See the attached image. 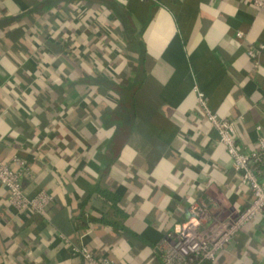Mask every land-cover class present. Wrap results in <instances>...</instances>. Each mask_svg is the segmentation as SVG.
<instances>
[{
	"label": "crops",
	"instance_id": "0c3cea01",
	"mask_svg": "<svg viewBox=\"0 0 264 264\" xmlns=\"http://www.w3.org/2000/svg\"><path fill=\"white\" fill-rule=\"evenodd\" d=\"M259 44L250 0H0V160L26 163L25 195L53 196L43 216L18 214L0 187V264H89L60 236L114 264H162L192 205L218 222L243 212L251 193L195 89L255 149ZM201 264H264V213Z\"/></svg>",
	"mask_w": 264,
	"mask_h": 264
},
{
	"label": "built area",
	"instance_id": "2783aa9c",
	"mask_svg": "<svg viewBox=\"0 0 264 264\" xmlns=\"http://www.w3.org/2000/svg\"><path fill=\"white\" fill-rule=\"evenodd\" d=\"M258 9L264 10V0H250ZM241 37V34H237ZM250 59L256 60L264 56V44L256 45L246 52ZM196 101L204 118L215 131L218 143L224 147L230 158L239 184L247 188L252 196L249 206L234 218L215 221L209 214V208L203 203L192 205L188 220L176 232H169L159 244L162 264H201L215 261L234 236L257 214L264 213V136L258 135L256 148L243 150L236 142L233 123L221 119L212 113L204 95L195 89ZM261 126H256L258 133ZM26 163L13 158L10 162L0 160V187L7 193L9 206L16 213H29L43 216L45 209L52 203L53 196L40 190L28 197L21 187V179L27 177ZM70 253L80 257L89 264H114L106 258L97 256L85 246L68 245V241L60 236Z\"/></svg>",
	"mask_w": 264,
	"mask_h": 264
},
{
	"label": "rangeland",
	"instance_id": "374dc122",
	"mask_svg": "<svg viewBox=\"0 0 264 264\" xmlns=\"http://www.w3.org/2000/svg\"><path fill=\"white\" fill-rule=\"evenodd\" d=\"M61 41H62L64 44H66V42H64V41H66L65 38H61Z\"/></svg>",
	"mask_w": 264,
	"mask_h": 264
}]
</instances>
